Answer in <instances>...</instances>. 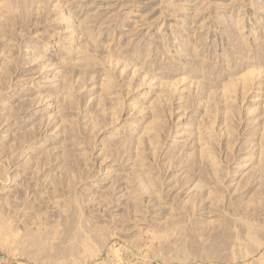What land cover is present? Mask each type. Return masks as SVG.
<instances>
[{"label": "rangeland", "instance_id": "374dc122", "mask_svg": "<svg viewBox=\"0 0 264 264\" xmlns=\"http://www.w3.org/2000/svg\"><path fill=\"white\" fill-rule=\"evenodd\" d=\"M0 264H264V0H0Z\"/></svg>", "mask_w": 264, "mask_h": 264}]
</instances>
